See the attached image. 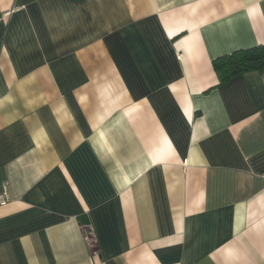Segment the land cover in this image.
<instances>
[{"label": "crops", "instance_id": "0c3cea01", "mask_svg": "<svg viewBox=\"0 0 264 264\" xmlns=\"http://www.w3.org/2000/svg\"><path fill=\"white\" fill-rule=\"evenodd\" d=\"M0 16V264H264V71L212 63L264 44V0Z\"/></svg>", "mask_w": 264, "mask_h": 264}, {"label": "trees", "instance_id": "16d2710c", "mask_svg": "<svg viewBox=\"0 0 264 264\" xmlns=\"http://www.w3.org/2000/svg\"><path fill=\"white\" fill-rule=\"evenodd\" d=\"M212 63L220 75V83H226L234 76L248 71H264V44L218 56Z\"/></svg>", "mask_w": 264, "mask_h": 264}, {"label": "built area", "instance_id": "2783aa9c", "mask_svg": "<svg viewBox=\"0 0 264 264\" xmlns=\"http://www.w3.org/2000/svg\"><path fill=\"white\" fill-rule=\"evenodd\" d=\"M3 16H0V21L3 20ZM6 199L4 198V195H0V203H5ZM86 242L90 245L93 246V244L95 243V238L93 234H87L85 236Z\"/></svg>", "mask_w": 264, "mask_h": 264}]
</instances>
